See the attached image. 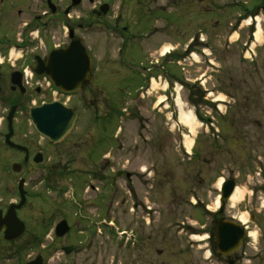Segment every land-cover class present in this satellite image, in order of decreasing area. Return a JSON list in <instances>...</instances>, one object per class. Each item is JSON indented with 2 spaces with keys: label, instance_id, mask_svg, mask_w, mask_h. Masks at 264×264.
Listing matches in <instances>:
<instances>
[{
  "label": "rangeland",
  "instance_id": "obj_1",
  "mask_svg": "<svg viewBox=\"0 0 264 264\" xmlns=\"http://www.w3.org/2000/svg\"><path fill=\"white\" fill-rule=\"evenodd\" d=\"M51 1L57 7L53 15L47 0H8L6 12L0 11V62L5 60L4 67H10L9 54L16 48L23 50L20 64L25 62L28 66L34 55L44 58L55 45H68L69 31L80 17L86 24L93 25L82 31L83 37L76 35L89 48L97 69L88 85L92 89L98 85L100 89L92 94L93 106L98 99V104H102L100 112L107 116L98 118L91 103L86 108L82 103L72 102L70 106L77 108L80 114L76 129L63 147L54 149L58 155L67 150L76 159L78 171L95 173H85L81 176L83 179L78 173L69 177L74 166L69 163L67 175L53 176L51 187L46 182L38 184L46 178L43 173H30L31 232L48 230L44 238L35 240L41 245L30 254L44 255L47 264L65 260L68 264H228L223 257L213 254L214 239L201 240L210 237V232H195L209 226L219 210L210 207L220 196L217 181L225 178L236 180L244 198L235 207L228 201L224 216L246 214L249 231L258 232L256 242L252 238L246 252L237 253L233 259L236 264H264L260 224L251 223V218L264 211V193L260 192L263 182L255 175L264 172V0H156L158 9H152L150 17L147 13L141 15L135 26L132 21L127 23L140 7L134 0H94L93 4L84 0L73 7L70 16L64 13L73 6L72 0ZM104 3L111 6V12L98 19L92 10ZM118 15L117 23L114 19ZM257 17L261 41H256L252 59L246 60L243 57L245 44L254 42L250 36L254 28H247L246 21ZM252 23L256 24L254 20ZM126 27L135 36L132 41L125 37L128 43L122 54L125 64H122L117 55L123 44L120 36ZM37 32L38 38L34 39ZM259 42L263 44L258 46ZM167 45L177 48L176 56L160 61L157 68L152 61ZM145 68H152L153 76L162 74L168 79L170 88L166 94L147 93L151 75ZM168 68H172L175 76ZM7 71L0 69V74ZM176 82L181 87L182 102L188 109L195 110L200 123L189 150L183 145L184 128L172 130L166 117L172 111L173 119L179 121L177 94L173 90ZM141 86L145 91L140 90ZM205 89L208 90L206 95ZM202 94L204 100L200 98ZM9 95V91H4L3 97L10 98ZM80 95H84V91ZM165 96L170 110L161 106L155 111L154 105ZM219 97L225 101L218 103L222 106L221 113L211 107V100ZM42 98L53 97L49 91ZM36 100L39 102L41 97ZM208 102L212 104L209 107ZM235 102L242 115L232 114L229 106ZM5 108L0 103V120L5 118ZM123 108L129 113H123ZM246 108L252 111L251 120H259L263 128L262 125L248 126V122L245 125ZM20 119H28L27 110H23ZM25 128L35 142L38 135L34 129ZM185 134L189 135L186 127ZM186 151H190L191 156ZM102 152H109L110 167L115 172L125 171L137 176L127 180L124 173L115 180V173L110 172L108 183L111 185L106 196L109 201L104 205L101 200L100 204L98 202L101 190L90 189L103 184L102 174L95 176L103 172L98 171V164L88 160L95 162ZM5 178L4 175L3 180ZM69 178L80 187L76 198L83 202L82 206H75L73 202ZM104 178H107L105 172ZM84 180L85 183H81ZM63 219L68 221L71 230L54 242L55 236L50 233ZM119 232L132 237L129 239ZM67 245L74 246V253L66 258L61 248ZM209 252L211 256L207 258Z\"/></svg>",
  "mask_w": 264,
  "mask_h": 264
},
{
  "label": "flooded vegetation",
  "instance_id": "obj_2",
  "mask_svg": "<svg viewBox=\"0 0 264 264\" xmlns=\"http://www.w3.org/2000/svg\"><path fill=\"white\" fill-rule=\"evenodd\" d=\"M84 0H80L79 5ZM137 2L139 9L137 8L135 11V14L133 18L131 16L127 20V23H133V26L137 25L138 22L140 21L141 15L143 14H148V17L151 15L152 9H158L157 7V2L156 0H150L149 4H145L143 0H134ZM156 2V3H155ZM89 3L93 4L94 0H89ZM0 11L6 12L5 7L8 5V0H0ZM152 5H155L156 8H153ZM144 11V12H142ZM57 12V11H56ZM111 12V6H109L108 11L106 14H102L100 12V7H97L96 9L92 10V14L95 15L98 19H103L104 17H107ZM70 13V12H69ZM68 14H65V16H68ZM48 12L45 14V16H48ZM139 16V17H138ZM79 20V21H78ZM75 21L74 23V39H77V36L81 35L82 37L84 36V33L82 31H87L88 28H92L93 25L91 23L86 24L82 19ZM117 23L120 20L119 15L115 17L114 19ZM117 26V24H116ZM124 32L120 36V39L123 43V46L126 47L128 40H126V36L130 37L129 41H132L135 34L133 35L131 33V30H129L127 27L123 29ZM129 34V35H128ZM71 35V34H70ZM77 35V36H76ZM70 38V37H69ZM24 43V40H18ZM8 43H11L10 40L7 41ZM127 42V43H126ZM21 44L17 45L18 47H21ZM125 44V45H124ZM61 46V45H60ZM120 48H118L119 52ZM36 56H33V59L31 60V64L28 66L25 65V62L23 64H20V62L15 63L13 66L11 65L10 67H4L6 66L5 63L1 64L0 69H7L8 73L0 74V103L1 105L5 106V118L0 120V264H38L37 263V257L39 256L41 259L40 264H47V259L44 257L42 254L38 255H32L30 254L31 250L36 248V246L39 244L41 245V242H36L35 240L39 238H44L47 231L45 232H31V226L29 223V212H30V200H31V188H30V173L40 171L41 175H44L46 178L41 179L38 181V184H43L44 182L47 183L48 187H51V178L54 176V178H58L60 176H64L67 173L65 172L68 170L67 164L71 163L72 169L69 172V177L72 176V173H78V176H82L86 173V175L90 173H95L94 171H84L85 173H82L83 171H78L79 169L75 166L76 165V159L71 157L67 150L63 151L61 155H58L57 153L54 152L55 148H60L63 147L68 138L71 137L69 136L67 139L64 141L51 145V143L45 139H42L40 136H37V140L34 142V137H31L29 130H27V126H30L29 118L26 120L20 119V115H22L23 110L29 111L33 107L49 104L52 102L51 99L48 98H42L43 96L48 95L49 90L43 85V86H37L38 83H41L43 78L38 77L34 75L33 78H31L30 81H28V85H25L24 81V75H23V70L26 67H29L33 71L36 68ZM47 55L44 56V59L46 60ZM122 57L117 55V59ZM14 71H17L19 75L17 76V80L20 81V85H15L12 83V73ZM94 71L96 72V69L94 68ZM93 71V73H94ZM4 76V79H1V77ZM93 76V75H92ZM92 79V77H91ZM91 80L75 95L72 96V98L69 99L68 103H77V104H84L85 107L87 108L88 104L91 103V108L95 107V112L97 114L98 118H103L107 116V113H101L100 109L102 108L98 104L99 100L96 99V103L93 106V98L92 94L98 89V85H95L94 88H90L88 85ZM21 86L23 87L21 89ZM4 91H9L10 95L6 98L3 97ZM84 91V95L78 96L79 93ZM208 90L205 89V94ZM37 97H41V100L38 102L36 99ZM201 100H204L203 94L201 95ZM206 100L208 101V98L205 97ZM212 102V101H211ZM212 104H209V102L206 104L211 107H219V105L215 104L212 102ZM16 107L14 119L12 122V128L13 132L10 137V140L22 147H25L27 151L19 150L16 148L11 147L10 145L6 144V138L10 134V129H9V123L7 122V116L10 112V110ZM232 109V114L235 116H239L241 111L239 110V105L238 103H234L229 106ZM256 107V106H255ZM207 108V107H204ZM262 113L264 116V108L262 109ZM102 114V115H100ZM251 114L252 111H250L248 108L244 110L243 115L246 116L244 121L245 125L248 122V126H254V127H259L261 126L263 128V123L258 124L260 121L259 120H251ZM207 117V116H205ZM208 118V117H207ZM207 120V119H206ZM209 122V120H207ZM236 123V121H235ZM244 125V124H243ZM74 132V131H73ZM72 132V133H73ZM71 133V134H72ZM34 134V133H33ZM70 134V135H71ZM35 135V134H34ZM247 138L249 139V136L247 135ZM235 143V141H234ZM77 142H74V145H77ZM6 155H2V154ZM54 154V155H53ZM16 159L12 161L11 159ZM88 158V157H87ZM36 159H40L41 162L37 163ZM92 164H98L100 168L98 171H101L103 173L95 174V176H99L102 174V178L100 179L101 183H103L101 186L99 185H93L90 189L91 191H95L96 189L98 191L101 190V194L98 195V202L101 200L103 202V205L109 201V198H107V189H109V186L111 183H108L109 181V173H115L113 178L117 180L118 177H122L123 174L125 173V178L127 180H132V176L137 177L135 174H132L130 172H125V171H118L115 172V169H111V164H110V156L109 152H102L100 155V158H97V160L94 162L93 160L89 159ZM14 166H16V169H14ZM41 166V167H39ZM70 169V168H69ZM17 170V171H15ZM97 171V172H98ZM81 172V173H80ZM104 172L107 174V178H104ZM80 173V174H79ZM6 176V178L3 180V176ZM82 178V177H81ZM84 178V177H83ZM82 178V179H83ZM69 180L72 181V187L70 188L72 191V198L73 202L75 203V206H82L83 202L78 201L76 198V193L80 191V187L78 188L76 185V182L73 183V180L69 178ZM82 181V180H81ZM236 181V180H235ZM23 182V191H24V202L21 205L22 202V194L20 190V183ZM262 185L260 188V192L264 193V172H263V180H262ZM81 183H85V180ZM237 184V183H236ZM103 188V190L101 189ZM152 190V187H151ZM100 204V202H99ZM145 204V203H144ZM185 204V200H184ZM20 205V206H19ZM14 206H19V207H14ZM14 209V212L18 218V220L22 223V228L23 232L19 236V238L13 240L9 239L7 236V230H8V220H7V215L10 212V210ZM226 211V204L223 209V211L216 213L215 215L212 216V219L210 220L207 218V220H210L209 226H205L202 228H198L195 232L199 233H207V232H213L214 233V240L217 243L218 242V231L219 227L222 222L228 221V220H237L236 216H230L229 218H226L224 216ZM259 215L256 218H251V223L254 224L258 222L260 224V231H261V237L264 238V211H259ZM185 219V218H184ZM44 224V223H42ZM250 227L247 225L245 230H246V237L244 239V242L242 244L240 252L244 254L246 252L247 246L251 244L249 237L247 238L248 231ZM258 233V232H256ZM50 234H54L55 236V241H60L62 238H57L56 233L53 231ZM212 238V237H211ZM249 240V241H248ZM253 245V243H252ZM66 247H72V252L70 254L64 253V248ZM63 255L67 258L71 254L74 253V246L73 245H67L61 248ZM53 264H68L67 261L65 260L64 262H55Z\"/></svg>",
  "mask_w": 264,
  "mask_h": 264
},
{
  "label": "water",
  "instance_id": "obj_3",
  "mask_svg": "<svg viewBox=\"0 0 264 264\" xmlns=\"http://www.w3.org/2000/svg\"><path fill=\"white\" fill-rule=\"evenodd\" d=\"M49 6L52 12H55V7L49 0ZM78 0H73V4L77 5ZM107 5L101 8L103 13L107 12ZM73 37V35L71 34ZM37 68L35 73L38 76H47L52 84L64 94H74L79 91L85 84H87L92 75V60L87 53L84 45L79 40H73L66 48L53 50L47 61L44 62L41 58H37ZM19 73H14L12 76L13 84L20 85L17 80ZM16 108H12L7 120L12 129V120ZM30 120L38 134L49 140L52 145L63 141L73 130L77 121L76 111L69 108L62 103L55 102L41 107L32 109L29 112ZM10 136L7 137V144L10 146L23 150L22 147L17 146L9 141ZM36 159V162H40ZM16 169V166L14 167ZM17 171V170H15ZM23 182L20 183L21 193ZM235 189L233 181H227L222 189V201L230 199ZM24 200V195H23ZM8 230L7 236L9 239H17L23 232L22 223L18 220L14 209L11 208L7 215ZM70 227L67 221L63 220L56 226V236L64 237L69 232ZM244 239V232L235 223L223 222L218 231V247L219 251L226 257H230L238 248ZM66 254L72 252V247L64 249ZM40 257L37 263L40 264ZM229 264H234L230 261Z\"/></svg>",
  "mask_w": 264,
  "mask_h": 264
},
{
  "label": "bare ground",
  "instance_id": "obj_4",
  "mask_svg": "<svg viewBox=\"0 0 264 264\" xmlns=\"http://www.w3.org/2000/svg\"><path fill=\"white\" fill-rule=\"evenodd\" d=\"M251 20L252 19H249L248 21H246V23L249 24V22ZM255 37H256V41H261V29H259L256 32ZM233 39H235V37H233ZM261 44H263V43H260L259 45H261ZM169 48H170V45H167L162 49V51L163 52L168 51ZM13 56H16V55H13ZM16 57H19V56H16ZM158 88H159V86L157 85V83L154 82L152 87H151V90L155 91ZM177 91H178V89H177ZM162 100H163V98L160 97L158 99V101L156 102L157 105L161 104ZM218 100H223V97H219ZM176 107L179 111V123L184 125L185 127H187L189 129V135L185 134V142H184L185 147L189 150L191 145H192V142H193L191 138H192V136H195L196 129L200 128V123L196 120L193 111L188 109V107L182 102L180 97H178L176 99ZM145 169L146 168H144L143 171H145ZM221 185H222V181L220 180L217 183L218 189L221 188ZM243 198H244L243 190H240L239 188H237L235 190V192L233 193V195L231 196L230 202H232V206L235 207L238 203L242 202ZM219 206H220V201H219V198H217L214 202V205L212 207H210V209L217 210L219 208ZM248 221H249V219H248V216L246 214H242L240 216V222L241 223L246 224ZM252 236H253V238H256L257 235L254 233V234H252ZM206 257L207 258L209 257V253L206 254Z\"/></svg>",
  "mask_w": 264,
  "mask_h": 264
}]
</instances>
